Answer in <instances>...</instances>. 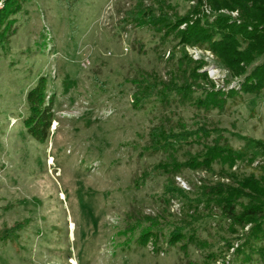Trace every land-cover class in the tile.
I'll return each instance as SVG.
<instances>
[{
	"label": "rangeland",
	"instance_id": "1",
	"mask_svg": "<svg viewBox=\"0 0 264 264\" xmlns=\"http://www.w3.org/2000/svg\"><path fill=\"white\" fill-rule=\"evenodd\" d=\"M198 2L22 3L0 48V234L21 224L0 240V264H243L232 255L242 231L218 225L215 211L206 225V217L195 224V245L182 251L180 244H167L182 206L165 197V184L171 180L191 194L202 181L228 180L220 178L218 165L212 174L185 167L173 173L169 163L181 164L198 147L155 151L151 132L202 126L211 131L208 140L234 150L244 147L243 138L264 140V91L241 93L240 78L210 50L177 46L129 20L141 8L182 16L198 5L199 16L209 20L217 13L238 19L237 11L214 12L207 0ZM195 68L208 80L201 85L237 95L222 109L204 111L167 90ZM39 75L48 79L55 119L42 144L28 137L21 122L25 94ZM138 82L151 92L135 107L133 94L144 92ZM232 171L260 174L257 162ZM149 227L158 240L141 246L139 236ZM230 240L232 247H225Z\"/></svg>",
	"mask_w": 264,
	"mask_h": 264
},
{
	"label": "trees",
	"instance_id": "2",
	"mask_svg": "<svg viewBox=\"0 0 264 264\" xmlns=\"http://www.w3.org/2000/svg\"><path fill=\"white\" fill-rule=\"evenodd\" d=\"M25 0H2L0 10V48L4 49L8 34L14 23L13 17L21 11ZM200 0H197V2ZM199 3V2H198ZM208 6L214 12L220 10L237 11L238 19L217 13L212 20L199 16L200 5L192 12L182 16H171L167 12L154 9H139L129 20L136 27H148L155 33L162 34L164 39L171 37L177 41V46H197L210 50L218 64L230 71L234 77H239L240 91L243 94L259 95L264 91V0H207ZM195 18V19H194ZM238 22V23H236ZM185 24L183 29H179ZM197 68L184 76L182 82H175L169 91H176L184 102H188L198 110L222 109L228 99L234 98L237 92L229 90L227 94L215 91L201 84H208L204 73H198ZM137 86L144 92L134 93L132 103L135 107L148 98L151 87L144 83ZM48 79L37 76L34 84L25 94L26 115L21 122L28 137L37 143H44L50 134V127L55 121L53 112V96L48 92ZM147 90V91H145ZM211 131L200 126L195 129L180 128L162 131L160 128L151 132L152 149L176 152L179 149H198L190 153L187 159L178 163H169L172 172L180 168L193 171L213 172V166H219V176L228 180L223 182L202 181L191 194L176 188L169 180L164 186L167 199L181 201L180 217L168 235V246L179 245L185 251L189 244H194L197 227L202 218L205 225L212 219L213 212H218L217 224L222 223L230 233L240 231V244L234 249V256H240L243 264L264 262V140L243 138V148L234 150L228 144L217 140H208ZM257 162L260 174H249L239 177L232 171L241 166H251ZM167 171L168 164L159 166ZM169 167V168H170ZM168 173V172H167ZM201 223V222H200ZM199 223V225H200ZM247 227L246 231H243ZM21 229L18 223L1 232L0 240ZM157 234L149 227L139 236V244L146 245L151 239L157 242ZM225 247L230 248L233 241H225ZM204 248V244H199ZM158 251L159 246H154ZM209 257L215 254L209 252Z\"/></svg>",
	"mask_w": 264,
	"mask_h": 264
},
{
	"label": "built area",
	"instance_id": "3",
	"mask_svg": "<svg viewBox=\"0 0 264 264\" xmlns=\"http://www.w3.org/2000/svg\"><path fill=\"white\" fill-rule=\"evenodd\" d=\"M1 1H2V0H0V4H1Z\"/></svg>",
	"mask_w": 264,
	"mask_h": 264
}]
</instances>
